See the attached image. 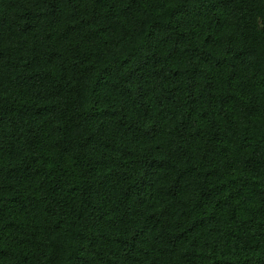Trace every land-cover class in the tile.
Wrapping results in <instances>:
<instances>
[{
  "label": "trees",
  "instance_id": "1",
  "mask_svg": "<svg viewBox=\"0 0 264 264\" xmlns=\"http://www.w3.org/2000/svg\"><path fill=\"white\" fill-rule=\"evenodd\" d=\"M0 264H264V0H0Z\"/></svg>",
  "mask_w": 264,
  "mask_h": 264
}]
</instances>
